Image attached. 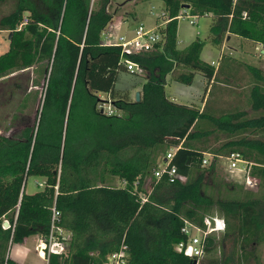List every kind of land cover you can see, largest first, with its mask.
<instances>
[{
  "label": "trees",
  "instance_id": "trees-1",
  "mask_svg": "<svg viewBox=\"0 0 264 264\" xmlns=\"http://www.w3.org/2000/svg\"><path fill=\"white\" fill-rule=\"evenodd\" d=\"M160 1L167 21L160 28L163 42L127 57L146 73L138 102L116 90L126 70L121 48L102 44L114 15L110 0H14L0 18V31L11 35L0 55V80L34 68L33 84L41 88L36 122L0 134V264H19L9 249L30 236L66 244L63 253L46 257L47 264H104L122 247L126 264H195L176 249L186 239L184 222L205 228L204 219L215 216L225 230L208 235L201 264H227L218 256L227 239L236 264L258 260L264 247V72L242 64L252 80L255 117L238 109L219 114L208 103L202 109L174 103L165 86L168 75L191 85L199 74L211 94L222 75L201 60L198 38L177 47L181 16H209L208 39L218 49L226 35L264 49V0ZM99 94L107 95L116 114L102 112ZM173 148L170 165L186 180L171 183L165 174L147 194L144 180ZM232 154L259 180L256 193L218 173L217 160ZM31 177L44 183L30 195ZM109 177L123 185L108 186Z\"/></svg>",
  "mask_w": 264,
  "mask_h": 264
},
{
  "label": "rangeland",
  "instance_id": "rangeland-1",
  "mask_svg": "<svg viewBox=\"0 0 264 264\" xmlns=\"http://www.w3.org/2000/svg\"><path fill=\"white\" fill-rule=\"evenodd\" d=\"M134 1L136 0H132L131 2L125 0H110L109 12L113 13V11H118L112 19L115 22H122L123 19L126 18L125 13H128V15L130 14ZM13 4L14 0H0V18L12 10ZM134 11V19L131 18L129 21L131 23L133 22L136 26L143 24L146 28H150L156 21L158 23H163L165 20L163 16L164 3L160 0L139 3ZM192 22H195V24H192ZM210 24L211 18L209 16L198 18L181 16L177 25V47L183 49L198 38L204 43L200 55L202 61L216 66L222 57H225L227 61L233 59L235 63V75L233 74V76L227 79V83L225 84L226 88H222V90L220 89V84H215L208 97V109L217 111L219 114L234 109L244 110L247 112L248 117H255L256 114L250 110L249 102V89L252 85V80L242 64L245 63L258 66L261 71L264 72V54L262 53L264 49L261 46L253 45L241 38L226 35L221 40L220 45L221 48L222 46H224V48L220 50L214 47L208 39ZM106 33H110V31ZM114 33L116 37L123 34L124 26H118L114 30ZM110 34L112 35V33ZM227 37H229L228 40H226ZM9 38L10 34L7 31H0V55L8 50ZM227 61L223 63V69L228 68L229 63ZM127 76L128 75L125 73L121 74L117 83L118 89L126 88V86L133 84V82L128 80ZM35 78L36 74L34 68H31L29 70L16 72L0 80V134H9L12 130V126L15 124L22 126L32 125L36 122L41 103V92H39L41 88L34 86L33 81ZM219 80L223 81L222 75L219 76L218 81ZM135 81L140 82L141 80L135 79ZM220 82L221 81H219V83ZM202 90L203 87L201 85L200 76H196L190 87L175 83L169 80V78L166 80V95L168 98H174L177 104H186L189 100L187 96H197L202 93ZM131 97H133V93H131ZM196 105H199V102ZM159 159L161 160L160 162H162L164 158L161 156ZM229 166L230 162L224 158L218 159L216 162L218 173L226 182L238 183L241 185L243 183L240 181L241 178L236 174H232ZM39 180L42 179L31 177L27 180V193L30 194L37 188H40L39 183L37 184ZM107 185L110 187H120L123 184L116 178L109 177ZM62 235L65 239L68 237L65 233ZM63 247L65 249V243H63ZM257 253L259 255L258 260L249 258L247 262H243L242 264H264V247L260 248ZM232 255L233 244L230 239H227L220 245L218 256L227 264H236L235 257L233 259ZM11 256L21 261L23 260L21 256L32 257L36 261H39L37 259L38 252L37 250H33L32 243L30 242L25 247L13 245ZM201 262L200 259L198 264H201Z\"/></svg>",
  "mask_w": 264,
  "mask_h": 264
},
{
  "label": "built area",
  "instance_id": "built-area-1",
  "mask_svg": "<svg viewBox=\"0 0 264 264\" xmlns=\"http://www.w3.org/2000/svg\"><path fill=\"white\" fill-rule=\"evenodd\" d=\"M166 22L167 21H165V23ZM192 24H195V22H192ZM104 39V43L106 46L114 45L121 48V54L125 57L123 63L126 67V71L131 73L143 74L144 71L127 57L152 52L155 49L156 44L163 42V35L160 33L159 27L149 29L146 28L143 24H139L134 29L131 36L119 35L118 37H113V35H111L110 33H105ZM99 107L102 112L107 115L116 114L115 110L109 103H102ZM175 151V148L170 149L163 161L153 171L152 176L144 180L142 187L147 194L151 192L154 185L165 174L167 175L171 183L176 180L181 182H184L186 180L185 177L177 174L174 166L170 165V161ZM210 158V155L207 154L202 163L204 165L208 164ZM225 160L230 162L229 167L232 170L237 168V164H244L243 171L245 173V176L243 180V186L245 190L256 193L259 189V180L249 175L247 164L237 154H232ZM140 196L142 202H144L146 197L142 194ZM52 214L53 218L57 217L58 215L55 209H52ZM204 225L205 228H199L185 221L182 228V233L186 236V239L185 241L178 243L176 246V249L182 252L185 256L195 259V264H198V261L203 256L204 247L208 235L213 233L219 234L225 230L224 220L217 216L206 217L204 219ZM37 251L41 257H47L49 254H61L64 252L63 242L57 241L53 239L52 236H50L48 239V243L42 241V244L37 247ZM126 260L127 254L125 252V247H122L119 251L109 255L104 264H126Z\"/></svg>",
  "mask_w": 264,
  "mask_h": 264
},
{
  "label": "crops",
  "instance_id": "crops-1",
  "mask_svg": "<svg viewBox=\"0 0 264 264\" xmlns=\"http://www.w3.org/2000/svg\"><path fill=\"white\" fill-rule=\"evenodd\" d=\"M125 1H128V2H131L132 0H125ZM150 2V1H149ZM139 4V3H138ZM138 4H135V1L133 2V7H132V10L130 11V14L128 15V13H125V16H126V18H124L123 19V21L122 22H115L113 19L111 20V22L106 26V28L104 29V31H103V33H102V44L103 45H105V39H104V36H105V33L106 32H108V31H110V33H112V35L114 36V37H116L115 36V33H114V30L118 27V26H124V33L123 34H120V35H126V36H131L132 35V33H133V31H134V29L137 27L136 25H134L133 24V22L131 23L130 21H129V19L131 20V18L132 19H134V16H135V8L137 7V5ZM119 10V9H118ZM117 12L118 11H113V14L114 15H116L117 14ZM116 13V14H115ZM113 15V16H114ZM163 16H164V14H163ZM165 17V16H164ZM165 21H166V19L164 20V22L163 23H158L157 21H156V23L152 26V27H150L149 29H152V28H157V27H159V29L161 28V27H163L164 25H165ZM114 22V23H113ZM131 23V24H130ZM230 37H232V36H230ZM234 37V36H233ZM229 39V37H227L226 38V40H228ZM258 46V45H257ZM224 48V46H222V48H220V50H222ZM222 56H224V55H222ZM229 62H233V59H230V61ZM230 64V63H229ZM232 64V63H231ZM224 64H222V59H220L219 60V63L216 65V66H214L215 67V69H216V71L218 70H220V68L222 69L221 70V74H222V79H223V81L222 80H219V81H221L220 82V89H222V88H226V81H227V79H229L230 77H231V75L232 74H234V72L231 70V68L229 67V68H222V66H223ZM123 73H125L126 75H128L127 76V78H128V80L129 81H131V82H133V84H131V85H128V86H126V88H122V89H118L117 88V83H118V80L120 79V76H121V74H123ZM146 73L144 72L143 74H137V73H131V72H128V71H126V70H124V71H122L121 73H119V75H118V79H117V83H116V90H118V91H120V92H125V93H128L129 94V96L131 97V93H133V97H131V98H134L135 97V93H139L140 92V90H141V86L144 84V82L146 81V75H145ZM196 76H200L201 77V85H202V87H203V90H202V93L201 94H199V95H197V96H187V97H189V100L187 101V103L186 104H181V105H187V106H190V105H193V106H198V107H200V109H202L205 105H206V103H208V97H209V95H210V88H208V90H207V92L205 93L204 92V88H205V81H204V79H203V77L201 76V75H199V74H196L195 75V77H194V79L196 78ZM167 78H169V80H171V77H170V75H168L167 76ZM167 78H166V80H167ZM135 79H140L141 81L140 82H136L135 81ZM172 81V80H171ZM174 82V81H173ZM193 82H194V80H193ZM193 82H192V84H193ZM175 83H178V82H175ZM178 84H181V83H178ZM192 84L191 85H184V84H181V85H184V86H186V87H190V86H192ZM217 84V83H216ZM219 84V83H218ZM183 92V91H182ZM166 93V92H165ZM99 97H100V99H101V104L102 103H106V104H108V102H106V101H108V97H107V95H105V94H99ZM166 97L168 98V96L166 95ZM170 101H172V102H174V103H176V100L174 99V98H168ZM199 102V105H196V104H198V102ZM2 135H5V136H8V134H2ZM243 168H244V164H237V168L236 169H231V172H232V174H236L237 176H239L241 179H240V181H242L243 182V180H244V176H245V173H244V171H243ZM233 176V175H232ZM39 183V186H40V188H37L34 192H32V193H30V195L31 194H34V193H36L37 191H39V190H41L42 189V185H43V183H44V180L42 179V180H39L38 182H37V184ZM26 193H27V184H26ZM27 194H29V193H27ZM6 220H4V222H5ZM7 222V221H6ZM29 242L30 243H32V247H33V250L34 251H36L37 250V247H39L41 244H42V239L39 237V236H30V237H28V238H26V239H24L21 243H18V244H14V245H17V246H22V247H25V246H27L28 244H29ZM12 246L13 245H11V247H10V249H9V253H8V256H9V258L10 259H12L13 261H15V262H17V263H19V264H47V259H46V257H41L39 254H38V256H37V259L39 260V261H36L35 259H33L32 257H24V256H21V259H23L22 261L21 260H18V259H16V258H12V256H11V251H12ZM38 252V251H37Z\"/></svg>",
  "mask_w": 264,
  "mask_h": 264
},
{
  "label": "water",
  "instance_id": "water-1",
  "mask_svg": "<svg viewBox=\"0 0 264 264\" xmlns=\"http://www.w3.org/2000/svg\"><path fill=\"white\" fill-rule=\"evenodd\" d=\"M262 53L264 54V51ZM139 97H140V94L138 92L135 93V97L134 98H135L136 102L139 101ZM2 226H3L4 229H7L9 227V224H8V222L5 221V222H3Z\"/></svg>",
  "mask_w": 264,
  "mask_h": 264
}]
</instances>
